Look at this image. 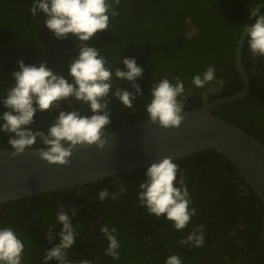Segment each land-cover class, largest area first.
Wrapping results in <instances>:
<instances>
[{"label": "trees", "instance_id": "16d2710c", "mask_svg": "<svg viewBox=\"0 0 264 264\" xmlns=\"http://www.w3.org/2000/svg\"><path fill=\"white\" fill-rule=\"evenodd\" d=\"M34 2L0 0V99L13 86L12 73L19 69L20 60L37 65L46 61L54 72L63 75L69 83L74 82L69 76V66L78 58L79 50L65 51L75 50L82 43L71 34L65 40H57L54 33L52 36L44 25L43 14L31 16L29 7ZM256 4H264V0H121L115 6L119 15L109 14L108 31L87 42V46L100 50L108 60L106 66L113 70L112 92L107 98L111 123L106 130L115 132L148 121L146 105L151 100L152 87L164 78L175 83V77L179 76L183 81L185 95L178 99L183 101L184 111L240 93L244 83L236 70L237 44L244 27L255 23L250 9ZM193 26L199 33L190 36ZM125 58H134L144 70L136 81L143 96L133 101L131 109L113 95L118 87L135 92L129 81L116 80L114 76L116 67L127 71ZM243 60L250 67L258 62L255 75L246 68L249 76L252 75L250 94L215 109L213 114L264 145V57L254 60L246 43ZM209 66H214V80L223 83V87L220 93L205 95L211 83L203 89L196 88L191 81ZM69 99L82 115L92 114L88 104ZM65 110L73 111L67 100L59 108L38 112L32 129L46 133L59 111ZM5 111L0 101V114ZM7 140L8 134L0 132V149H11ZM173 162L183 172L191 197L190 208L197 210L184 230L177 231L166 217L157 218L140 205L138 188L147 179L149 167L82 188L0 205V228H13L23 241L22 264H43L46 251L59 243L58 235L52 243L46 239L49 227L54 235L62 230L56 219L59 211L76 213L71 217L78 234L68 251L71 264H79L80 260H89L91 264H165L172 255L179 256L183 264H264V203L236 167L215 150ZM179 179L178 172L177 186ZM125 184L127 191L116 200L100 201L101 189L107 188L111 194ZM101 225L117 229L115 235L121 245L119 259L105 255L108 240L100 232ZM200 225L205 228L204 245L199 248L180 245L179 241ZM48 264L59 262L51 260Z\"/></svg>", "mask_w": 264, "mask_h": 264}, {"label": "clouds", "instance_id": "9594fccd", "mask_svg": "<svg viewBox=\"0 0 264 264\" xmlns=\"http://www.w3.org/2000/svg\"><path fill=\"white\" fill-rule=\"evenodd\" d=\"M121 0H35L29 7L33 18L40 14L44 16V25L51 30L57 40H65L71 34L79 42L87 44L98 33L109 29L110 15L115 17ZM264 4L251 7V17L255 23L244 27L247 33V45L254 57H264V14L261 8ZM188 35V34H187ZM19 69L12 73L14 84L10 87L3 102L7 111L0 114V132L8 134L7 143L11 147V158H16L29 150H35L39 158L49 165L69 166L73 151L78 148L96 146L103 151L108 144L105 130L111 123V111L108 107L110 92H112L113 70L106 65L108 60L95 46L80 47L78 58L69 66V76L74 81L69 83L60 73L48 67L47 62L40 64H25L19 62ZM127 71L119 67L114 70L116 80H127L135 92L118 87L113 95L125 107L131 109L133 101L143 96L142 89L136 83L142 77L143 68L137 65L134 58L123 59ZM215 78L214 66H209L202 74L192 77V85L203 88ZM185 95V86L179 76L175 83L164 78L152 87L151 100L146 105L148 122L167 130L179 129L185 120L184 103L178 99ZM73 98L88 104L91 115H82L79 111H59L58 117L47 132L33 130L36 114L59 108L61 102ZM40 146H37V140ZM87 164L88 161L84 160ZM180 179L177 186V174ZM144 183L139 185L138 199L147 212L157 218L166 217L174 223L177 231L184 230L192 217L197 215L196 208H190L191 197L185 183L183 172L171 157H165L153 163L146 171ZM123 183V182H122ZM127 191L126 184L119 191L109 193L107 188L98 193L100 201L108 198L116 200ZM67 211H59L56 219L62 225V230L53 234L49 227L46 239L49 243L59 236V243L46 251L43 264L56 260L59 264H71L68 251L74 245L78 236L72 223V216ZM100 232L108 240L105 255L119 259L121 247L117 240V229L101 225ZM205 241V228L200 225L194 228L180 245L202 247ZM146 242V241H144ZM24 243L15 234L13 228H0V264H22ZM79 264H91L89 260H80ZM165 264H183L177 255L169 256Z\"/></svg>", "mask_w": 264, "mask_h": 264}, {"label": "water", "instance_id": "95a60500", "mask_svg": "<svg viewBox=\"0 0 264 264\" xmlns=\"http://www.w3.org/2000/svg\"><path fill=\"white\" fill-rule=\"evenodd\" d=\"M247 38V33L241 35L236 50L244 89L236 95L205 102L196 110L185 111L186 118L179 129L167 130L144 121L115 132L105 130L108 140L105 149L99 151L96 146L75 149L69 166L49 165L35 150L13 159L11 149H0V205L68 188H82L121 174L131 175L165 157L177 161L210 150L225 156L264 203V145L213 114L215 109L241 101L251 92V80L243 64ZM84 46L87 44L61 51L73 53ZM67 102L77 111L70 99Z\"/></svg>", "mask_w": 264, "mask_h": 264}, {"label": "flooded vegetation", "instance_id": "af4514ba", "mask_svg": "<svg viewBox=\"0 0 264 264\" xmlns=\"http://www.w3.org/2000/svg\"><path fill=\"white\" fill-rule=\"evenodd\" d=\"M189 24H192V20L191 19H189ZM192 32H190L189 33V35L190 36H192V34H198L199 32H198V28L197 27H195V26H193V28H192V30H191ZM249 38V37H248ZM248 38H247V40H248ZM247 40H246V42H245V45H246V43H247ZM83 44V43H82ZM81 44V45H82ZM245 45H244V48H245ZM244 48H243V51H244ZM252 57L254 58V60L257 58V57H254L253 55H252ZM235 64H236V70H237V72H238V67H237V60H236V62H235ZM243 64H244V66H245V69L247 68V67H249V69L247 68V70H248V72H250L251 71V73H252V75H255L256 74V67L258 66V62L257 61H255V63H254V66H249V64H247V65H245V63H244V60H243ZM247 70H246V72H247ZM247 72V74L249 75V73ZM239 73V72H238ZM240 74V73H239ZM251 74H250V76H252ZM241 76V75H240ZM250 76H249V78H250ZM242 78V77H241ZM250 80H251V78H250ZM213 82V83H212ZM211 82V85H210V88L209 89H207V90H205V95H207V94H215V93H220L221 92V90H222V87H223V83H221V82H217L216 80H214V81H212ZM244 83V82H243ZM204 89V88H203ZM62 210V209H61ZM3 217L5 218L6 217V215L4 214L3 215ZM31 224L30 223H28V226L27 227H29Z\"/></svg>", "mask_w": 264, "mask_h": 264}]
</instances>
